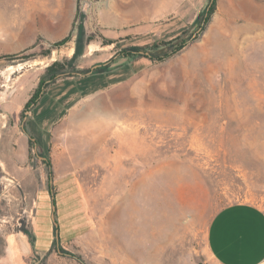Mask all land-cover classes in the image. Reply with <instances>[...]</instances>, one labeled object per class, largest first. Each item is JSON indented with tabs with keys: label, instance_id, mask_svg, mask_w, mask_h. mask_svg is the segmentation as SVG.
I'll return each mask as SVG.
<instances>
[{
	"label": "rangeland",
	"instance_id": "1",
	"mask_svg": "<svg viewBox=\"0 0 264 264\" xmlns=\"http://www.w3.org/2000/svg\"><path fill=\"white\" fill-rule=\"evenodd\" d=\"M209 1L193 23L165 24L172 14L108 23L134 7L76 0L71 24L46 26L27 0H0L1 29L42 30L28 43L7 37L14 52L0 57L18 55L3 60L15 76L46 84L55 62L58 78L98 74L97 92L68 112L47 94L34 110L46 118L29 125L51 164L76 177L90 226L38 264H217L206 243L214 213L238 202L264 211V0H217L203 24ZM36 192L0 173L1 200Z\"/></svg>",
	"mask_w": 264,
	"mask_h": 264
},
{
	"label": "crops",
	"instance_id": "2",
	"mask_svg": "<svg viewBox=\"0 0 264 264\" xmlns=\"http://www.w3.org/2000/svg\"><path fill=\"white\" fill-rule=\"evenodd\" d=\"M27 1L32 15L37 14L38 20L46 23V26L69 25L76 12V0ZM128 1L134 7L131 9L134 14L130 12L116 16L110 12L106 18L108 23H122L133 16L158 19L169 13L172 17L165 21V24H185L188 22H184L182 16L195 14L194 20L192 16L190 20L194 22L205 2ZM19 4L22 5V2ZM15 25V29L10 31L0 28V55L14 52L7 46V37L18 38V44L23 43L26 37L28 43L42 31L38 30L36 24ZM57 34L58 32H54L53 35ZM9 42L13 45V42ZM15 71L6 67L0 59V141H12L11 147H0V173L4 175L5 180L13 184L16 182L18 186L34 182L37 192L34 199H0V264H38L40 256H48L54 250L59 254L60 249H65V246L84 236L90 226L76 177L71 172L59 171L55 164H51L47 142L44 151L38 145V139L33 138L29 125H34L43 116L44 112L35 114L34 110L47 94H51L54 101L57 104L60 102L68 112L70 108L80 105L88 96L97 92L93 91V85L98 74L66 76L46 83L35 104L28 108V114L24 111L25 105L40 79L32 85L30 81L23 80L27 71L16 76ZM23 111L25 116L18 127L17 122ZM10 118L12 125L9 126L7 121ZM43 120L44 124H49V121ZM51 132L49 131V134ZM33 152L35 160L30 159ZM35 171L39 175H35ZM206 243L212 259L217 264H264L263 209L246 202L222 206L208 224Z\"/></svg>",
	"mask_w": 264,
	"mask_h": 264
},
{
	"label": "trees",
	"instance_id": "3",
	"mask_svg": "<svg viewBox=\"0 0 264 264\" xmlns=\"http://www.w3.org/2000/svg\"><path fill=\"white\" fill-rule=\"evenodd\" d=\"M216 1L217 0H212L211 2L209 1V4L207 6V9L205 10V15L203 18V24H206L211 15L213 14L214 10H215V6H216ZM58 45V44H56ZM184 47V41H182L181 43H179L172 51L171 54L176 53L177 51H179L180 49H182ZM139 52V51H138ZM138 52L135 53V55H138ZM122 53L125 54V57H129L130 53L123 51ZM145 53V52H143ZM17 54H12V55H5L0 57L1 60H13L15 58H17ZM63 66L61 64H59L58 62L53 63L51 66L47 67L45 70V76H47V83L52 82L56 79H58L57 77V73L63 71ZM45 86V81H44V77L40 78L39 82H38V86L36 87V89L34 90V92L32 93L31 97L29 98L28 102L25 105V109H28L30 107V105L35 104L36 100L38 99V97L40 96V93L42 91V88H44ZM31 142H30V148H31Z\"/></svg>",
	"mask_w": 264,
	"mask_h": 264
},
{
	"label": "water",
	"instance_id": "4",
	"mask_svg": "<svg viewBox=\"0 0 264 264\" xmlns=\"http://www.w3.org/2000/svg\"><path fill=\"white\" fill-rule=\"evenodd\" d=\"M211 1H212V0H210V2H211ZM27 113L30 114V111L28 110Z\"/></svg>",
	"mask_w": 264,
	"mask_h": 264
},
{
	"label": "bare ground",
	"instance_id": "5",
	"mask_svg": "<svg viewBox=\"0 0 264 264\" xmlns=\"http://www.w3.org/2000/svg\"><path fill=\"white\" fill-rule=\"evenodd\" d=\"M117 110V109H116Z\"/></svg>",
	"mask_w": 264,
	"mask_h": 264
}]
</instances>
